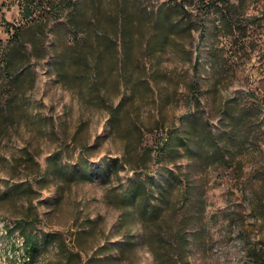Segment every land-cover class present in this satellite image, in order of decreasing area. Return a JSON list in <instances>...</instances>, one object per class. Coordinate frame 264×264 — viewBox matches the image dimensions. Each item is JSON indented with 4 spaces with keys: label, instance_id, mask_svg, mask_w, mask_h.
I'll use <instances>...</instances> for the list:
<instances>
[{
    "label": "rangeland",
    "instance_id": "obj_1",
    "mask_svg": "<svg viewBox=\"0 0 264 264\" xmlns=\"http://www.w3.org/2000/svg\"><path fill=\"white\" fill-rule=\"evenodd\" d=\"M81 12L85 29L71 21ZM65 47L71 60L57 74ZM109 105H120L121 129ZM189 110L222 138L217 152L179 160L206 198L181 256L177 243L144 242L116 193L140 163L125 161L124 136L140 125L155 146ZM55 153L87 156L95 179L46 183ZM14 181L24 184L0 197V264H66L56 242L33 260L7 231L30 201L38 229L66 236L82 264H158L157 254L164 264H264V0H0V190Z\"/></svg>",
    "mask_w": 264,
    "mask_h": 264
},
{
    "label": "trees",
    "instance_id": "obj_2",
    "mask_svg": "<svg viewBox=\"0 0 264 264\" xmlns=\"http://www.w3.org/2000/svg\"><path fill=\"white\" fill-rule=\"evenodd\" d=\"M166 10L169 11L168 8ZM71 21L77 28H86L83 12ZM223 21L225 24L229 23L226 17ZM87 35L90 34L85 32L82 39H78L77 42L86 41ZM83 44H78L82 46V50L86 49ZM56 56L54 69L57 74H60L59 69H62V66L59 65V61L64 59L70 62L71 57L66 47ZM103 66V59L97 58L96 69H103ZM119 107L120 105L108 106L112 113L110 124L117 129H121L120 118L116 115ZM134 129L140 131L135 137L130 134L124 136V159L126 161L128 156L136 154L140 163L135 165L133 177L126 184H122L116 193L117 202L127 212L136 213L146 232L143 237L144 242L148 244L177 243L182 256L186 251L190 235L203 225L206 198L204 191L199 190L200 187L192 181L190 172L183 171L179 160L187 155L196 161L205 153L209 154V151L217 152L222 137L212 129L208 119L204 121L200 112L192 110L180 115L178 122L168 127L155 146L143 143L140 125L134 126ZM151 161L157 164L155 168ZM121 164L124 166L123 159ZM171 164L176 166L177 171L173 170ZM97 168L98 165L92 163L85 155L77 157L73 164L62 161L55 153L49 157L46 167L41 170L40 178H43L46 183L54 178L92 181L95 179ZM26 182L33 187V179L28 178ZM23 184L22 181H14L10 186L0 190V197L15 192ZM177 195H180L178 199ZM33 206V202L30 201L28 207L17 214L14 224L7 228L9 233L15 230L20 232L26 255L34 260L41 248L46 249L51 242H56V253L62 261L65 260L66 264H82V251L75 247V244L70 246L66 236L55 232H42L38 229L37 222L40 218L39 214L33 210ZM126 242L134 244L132 240ZM164 251L167 253V259L171 257V249L166 245H164ZM165 260L157 254L158 264H164Z\"/></svg>",
    "mask_w": 264,
    "mask_h": 264
}]
</instances>
